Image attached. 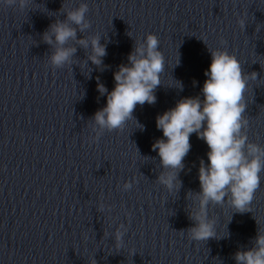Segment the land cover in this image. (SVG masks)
Masks as SVG:
<instances>
[{
	"label": "water",
	"instance_id": "obj_1",
	"mask_svg": "<svg viewBox=\"0 0 264 264\" xmlns=\"http://www.w3.org/2000/svg\"><path fill=\"white\" fill-rule=\"evenodd\" d=\"M79 2L88 4L90 28L77 38L98 34L107 52L101 66L88 62V78L79 64L49 66L51 49L41 40L50 23L64 20L62 3ZM242 15L243 29L236 23ZM257 25H264V0H33L23 12L0 7V264H235L233 254L250 248L257 227L264 228V172L251 211L209 207L221 233L231 216L227 238L193 242L185 195L199 192L207 146L190 134L182 186L170 196L155 182L162 169L151 144L162 138L155 117L200 94L208 48H223L242 74H257L242 115L248 142L264 148V27ZM148 33L159 39L166 64L155 103L132 113L144 130L129 121L93 143L90 119L105 105L96 77L111 91L113 72ZM74 59H86L85 50L77 46ZM118 224L127 227L120 249L111 236Z\"/></svg>",
	"mask_w": 264,
	"mask_h": 264
},
{
	"label": "clouds",
	"instance_id": "obj_2",
	"mask_svg": "<svg viewBox=\"0 0 264 264\" xmlns=\"http://www.w3.org/2000/svg\"><path fill=\"white\" fill-rule=\"evenodd\" d=\"M30 4H33V0H0V7L20 12ZM88 11L86 2H79L76 7H65L62 3L59 12L64 14V20L50 23L42 33V42L51 49L47 63L53 69H71V65L79 64L83 70L88 62L97 67L103 64L102 58L107 52L106 45L100 43L101 36L93 33L77 38V32L83 34L90 28ZM236 23L241 29L244 28L243 15ZM261 27L264 25H257L256 30L259 31ZM127 34L132 36L131 32ZM220 43L223 45L224 41ZM158 45L160 41L152 33L146 34L142 41L135 40L127 56V64L119 65L113 72L111 91L96 77V91L105 97V105L90 119L91 130L95 133L93 143L103 132L122 130L129 121L135 122V128L144 130V125L136 121L132 113L137 105H152L156 101L155 89L161 84L166 64L164 54L157 50ZM77 46L85 50L86 59H74ZM208 50L210 63L203 73L206 79L200 94L181 98L172 108L155 117V127L162 133V138H157L151 144V151L156 152L162 169L155 182L170 196L182 186L178 175L184 168L183 158L191 147L190 134L195 133L207 146V164L201 160L198 167L199 192L188 191L185 195L188 202L185 211L192 222L186 236L193 242L227 238L230 233L226 228L231 216L221 233L217 219L209 215V207L226 205L236 213L251 211L254 193L261 182L260 174L264 172V148L248 142L245 135L248 120L242 115L250 81H256L257 74H242L237 57L223 48ZM179 63L177 55L172 66ZM87 69L83 71L86 78L91 73V69ZM174 85L180 90L183 88L180 81H175ZM135 182L136 178L131 182L125 181L119 186L120 190H130ZM105 210V205H98L99 213ZM256 223L258 225L257 220ZM126 232L125 224L116 225L112 231L116 249L123 248L122 238ZM251 244L250 248L237 250L233 254L235 264H264V228L257 227ZM134 252L133 249L128 250L129 255ZM92 262L95 264V261Z\"/></svg>",
	"mask_w": 264,
	"mask_h": 264
}]
</instances>
